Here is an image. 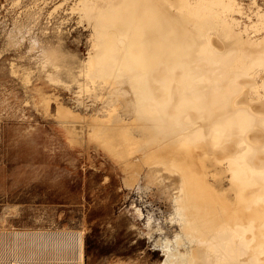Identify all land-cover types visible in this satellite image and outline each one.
<instances>
[{
	"label": "bare ground",
	"instance_id": "bare-ground-1",
	"mask_svg": "<svg viewBox=\"0 0 264 264\" xmlns=\"http://www.w3.org/2000/svg\"><path fill=\"white\" fill-rule=\"evenodd\" d=\"M128 3L126 30L102 35L98 18L87 20V56L64 66L69 79L102 82L115 95L104 117H81L57 103L66 139L95 142L119 167L125 188L143 180L165 194V220L176 229L167 234L160 222L146 223L153 252H161L158 264H264V8L255 0L247 9L237 0ZM52 49L37 62L54 65L47 70L55 76ZM45 95L47 111L54 96ZM71 235L70 264H81L82 239ZM62 238L0 233V264H34L35 250L55 259Z\"/></svg>",
	"mask_w": 264,
	"mask_h": 264
},
{
	"label": "rangeland",
	"instance_id": "rangeland-1",
	"mask_svg": "<svg viewBox=\"0 0 264 264\" xmlns=\"http://www.w3.org/2000/svg\"><path fill=\"white\" fill-rule=\"evenodd\" d=\"M76 1L0 0V233L63 234L61 253L49 259L46 252L41 255L35 250L34 264H70L71 234L82 239L81 264H158L161 252H153L146 223L150 217L167 234L176 229L165 220L171 211L162 199L165 194L146 188L143 180L140 186L125 188L111 157L93 141H68L55 115L57 103L81 117L106 115L113 90L99 81L71 80L64 71L86 58L90 21L106 26L108 30L97 29L102 35L120 34L128 27L123 20L129 16V0H78L80 7ZM237 1L245 9L251 2ZM255 1L264 8V0ZM119 5H126L127 11ZM102 14L107 15L102 18ZM235 17L247 23L243 16ZM47 49L60 57L53 61L59 67L57 80L55 72L53 76L47 70L54 65L39 68L37 62ZM260 90L264 94V84ZM41 94L54 96L47 111Z\"/></svg>",
	"mask_w": 264,
	"mask_h": 264
}]
</instances>
